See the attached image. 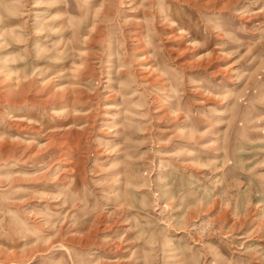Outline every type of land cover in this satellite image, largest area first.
Here are the masks:
<instances>
[{
    "label": "rangeland",
    "instance_id": "rangeland-1",
    "mask_svg": "<svg viewBox=\"0 0 264 264\" xmlns=\"http://www.w3.org/2000/svg\"><path fill=\"white\" fill-rule=\"evenodd\" d=\"M0 264H264V0H0Z\"/></svg>",
    "mask_w": 264,
    "mask_h": 264
}]
</instances>
